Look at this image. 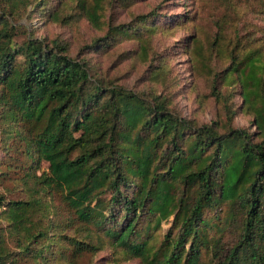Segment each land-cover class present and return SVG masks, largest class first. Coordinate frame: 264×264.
<instances>
[{
    "label": "trees",
    "instance_id": "1",
    "mask_svg": "<svg viewBox=\"0 0 264 264\" xmlns=\"http://www.w3.org/2000/svg\"><path fill=\"white\" fill-rule=\"evenodd\" d=\"M214 1L223 10L208 22L155 7L117 24L115 4L139 0H0V264H97L102 251L117 264H264V25L241 0ZM36 19H87L103 34L74 54L62 35L38 36ZM173 22L190 30L182 47L214 121L94 59L135 41L165 85L172 67L153 41ZM240 114L248 126L233 125Z\"/></svg>",
    "mask_w": 264,
    "mask_h": 264
},
{
    "label": "rangeland",
    "instance_id": "2",
    "mask_svg": "<svg viewBox=\"0 0 264 264\" xmlns=\"http://www.w3.org/2000/svg\"><path fill=\"white\" fill-rule=\"evenodd\" d=\"M241 4L249 5L250 17L254 22L264 25V0H241ZM155 7H159L158 12L174 15L180 19L183 13L199 12V18L204 22L217 18L222 13V7L214 0H139L131 7H121L117 2L109 13L115 23H129L134 15L147 14ZM37 35L44 38H54L62 35L72 43V51L77 53L80 46L90 43L95 37L101 36L102 31L95 29L89 20L84 19L78 28L62 26L58 23L47 22L36 19ZM190 32L181 25L171 24V31L156 35L153 41L155 51L167 57L171 67L173 78L164 85L149 78L147 73L148 62L142 61L136 53L138 44L135 41H125L120 46L114 48L109 53H98L94 59L101 68V72L108 77H117L119 83L127 85L136 91H156L169 95L172 98V108L175 112L195 118L200 122H211L219 118L220 109L212 97L202 99L203 95L209 91L208 83L204 79H197L191 71V63L188 54L182 47L183 38ZM125 51L132 52V56L124 59L119 54ZM163 57V58H164ZM240 98L237 99L240 102ZM234 126L244 127L249 125V117L240 114L234 121ZM171 221L162 222V230L165 233L169 229ZM110 251L100 252L94 260L97 264H117L112 261ZM89 256L83 258L81 264H90ZM122 264H144L141 259H133Z\"/></svg>",
    "mask_w": 264,
    "mask_h": 264
}]
</instances>
